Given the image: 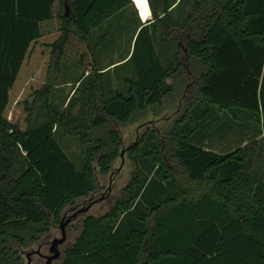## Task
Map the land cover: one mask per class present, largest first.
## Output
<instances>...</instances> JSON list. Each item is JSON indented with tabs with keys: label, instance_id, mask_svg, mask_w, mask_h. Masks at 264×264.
I'll list each match as a JSON object with an SVG mask.
<instances>
[{
	"label": "trees",
	"instance_id": "16d2710c",
	"mask_svg": "<svg viewBox=\"0 0 264 264\" xmlns=\"http://www.w3.org/2000/svg\"><path fill=\"white\" fill-rule=\"evenodd\" d=\"M182 1L147 0L152 21L125 62L136 61L137 80L119 90L91 85L82 104L91 108L80 110L92 118L72 126L67 111L83 73L59 110L48 89L60 62L99 77L91 34L131 0H0V264H23L25 252L96 192L120 155L115 125L158 115L182 84V115L163 130L144 124L126 150L134 153L130 182L104 215L84 217L60 264H264V188L256 195L251 173L264 135V0H192L178 18ZM52 29L60 36L49 45L47 93L20 131L4 118L9 92L31 44ZM158 40L164 52L155 51ZM62 136L78 137L80 168L60 147ZM150 175L164 195L142 209Z\"/></svg>",
	"mask_w": 264,
	"mask_h": 264
},
{
	"label": "rangeland",
	"instance_id": "374dc122",
	"mask_svg": "<svg viewBox=\"0 0 264 264\" xmlns=\"http://www.w3.org/2000/svg\"><path fill=\"white\" fill-rule=\"evenodd\" d=\"M192 0H183L182 4L179 8L174 12L175 16L178 18L180 16H184L186 11L188 10ZM143 5V3H142ZM127 18L133 19L134 15L131 14V10L128 12H124ZM124 13L119 14L117 17H124ZM128 13V14H127ZM181 14V15H180ZM126 31V35L122 38L119 37V41H122L121 49L119 53L126 54L128 47L127 42L129 37L132 34V30L135 28L131 22H128L126 27H123ZM55 33L53 29L48 33ZM46 34V36L48 35ZM136 37V35H135ZM123 39V40H122ZM125 40H127L125 42ZM135 40V38H134ZM133 40V43H134ZM74 47V46H73ZM133 49V45L131 47ZM131 49V52H132ZM50 51L45 49L39 43L34 44L30 49V53L26 58V61L22 65L20 72L16 78V81L9 92V104L5 110L4 118L10 122L11 124L15 125L18 130L26 131L29 126V112L34 107V103H36L37 98H43L46 93L47 89H44L45 81L47 78V74L50 71L49 64H50ZM75 64L69 58H63L60 62L59 72L56 76L55 84L48 89V103L53 104L54 106L58 107L59 110L65 106L67 100L65 98L68 95H71L73 86H64L61 87V83L68 80L69 73L67 72V66ZM136 64L135 60H130L128 63L124 64L123 66L118 67L117 71H124L126 69L134 67ZM84 69L78 68L77 75L79 76L82 74ZM51 77L53 73H50ZM73 76V75H72ZM101 88L102 84L97 80L94 76L91 78L81 80V85L77 90L74 97L71 99V102L68 107L67 115L69 124L72 126H81L84 123L92 118V115L86 116L84 112L80 110L83 108L85 111L91 107L87 105H82L87 103L86 102V95H84V91L88 90L91 86ZM171 83V81H169ZM91 86V87H92ZM50 90V91H49ZM119 90V89H117ZM183 84L180 86L179 90L172 92L171 95L164 99V107L158 115L153 116L151 112L147 114L142 120L137 121L131 125L127 126H119L115 125V130L118 131L122 140V146L120 149L119 157L114 161L111 169V173L106 177H98L97 179V189L96 192L87 200H78L74 207L66 212L64 216H68L75 211L86 207L91 201H97L85 214L79 215L76 219L71 221L68 225L65 226V235L66 240L65 242L59 246V251L62 253L66 250L75 240L76 236L79 234L81 229V222L86 216H102L104 215L109 208L114 203V200L121 194L122 190L131 180V173L133 171V156L134 153L128 154L126 152L127 148L133 146L138 142L141 135L143 134L146 123H150L155 128L163 130L164 127L169 126L175 120H177L183 111ZM38 99V100H39ZM70 100V99H69ZM67 101V104L69 102ZM212 109V108H211ZM35 111V110H33ZM32 118H30L31 121ZM58 132V131H57ZM60 136V135H59ZM59 145L67 154V156L73 161L74 165L77 168H80V162L83 157V150L80 146L78 137L75 136H62L59 138ZM257 148L254 151L255 153V163H258L260 159H262V151L264 149V139L258 140ZM159 180L150 175L148 177L147 184L148 187L144 192L143 199L139 205L140 208L144 209L149 207L151 203L154 202L155 199L160 198L164 195V192L160 190ZM264 188V177H260L256 180V195L260 194ZM129 220H124L117 232L119 238H123L125 233L127 232ZM54 238H60V230L57 226L51 233L50 237L44 241L42 246H39L40 253L43 256L48 255V249L50 247V243ZM38 249V246L33 247L31 251H35ZM25 252V253H28ZM24 253V254H25ZM24 254L22 255L23 264L26 263V259ZM34 264H44V260L41 258L34 257ZM60 258L54 261L52 264H60Z\"/></svg>",
	"mask_w": 264,
	"mask_h": 264
},
{
	"label": "crops",
	"instance_id": "0c3cea01",
	"mask_svg": "<svg viewBox=\"0 0 264 264\" xmlns=\"http://www.w3.org/2000/svg\"><path fill=\"white\" fill-rule=\"evenodd\" d=\"M131 2L133 6L129 8L128 11L131 10V14L134 15L133 19L127 18V15L125 17H117L119 14H121L119 13L117 16L108 19L102 26L97 28L91 34V51L96 59V62L99 64V69H101L97 72V74H100V76L95 78L99 80V82L102 84V87L106 89H125L127 88L125 85L128 84V81L130 79L137 80L138 77V72L135 66L124 71H117L119 69L118 67L123 66L125 62L129 59L134 37L140 27L145 26L152 21V16L147 0H131ZM131 21L135 28L132 30V34L127 42V46L129 47L126 54H121L119 53V51L122 46V41H119V37L122 38L124 36L126 31L123 27H126L127 23ZM59 36V32H53L51 34H48L47 36H43L36 42H33L31 44L30 49L32 48V46H34V44L39 43L40 45L45 47V49L50 51L49 45H52L59 38ZM163 40L167 44H170L171 38L167 39L164 37ZM126 41L127 40H125V42ZM165 42H161V40H158L157 44L155 43V51L164 52L163 48ZM30 49L27 53V56L30 53ZM26 58L24 62L26 61ZM78 68L81 67H77L75 66V64H72L69 67L67 66V72L69 73L68 80L61 83L62 88H64V86H73V81L77 77L76 75L78 73ZM82 78L84 80H87L91 78V76H88V73H84L83 71ZM169 81L171 80L168 79L166 83H169ZM74 87H76V85L73 86V88ZM260 139H264L263 134L258 138V140ZM246 144L248 143L245 142L243 146ZM262 153V159H260L258 163H255L253 159V165L251 167L252 175L258 179L260 177H264V149Z\"/></svg>",
	"mask_w": 264,
	"mask_h": 264
},
{
	"label": "water",
	"instance_id": "95a60500",
	"mask_svg": "<svg viewBox=\"0 0 264 264\" xmlns=\"http://www.w3.org/2000/svg\"><path fill=\"white\" fill-rule=\"evenodd\" d=\"M97 201H91L86 207L81 208L74 213L64 216L63 219L60 221L59 224V230H60V238H54L51 243L50 247L48 249V255L44 256V264H52L54 261L59 259L61 257V252L59 251V246H61L65 240H66V235H65V226L68 225L71 221L76 219L79 215L85 214L94 204H96ZM40 250L39 248L35 251H31L28 253H25V259H26V264H31V260L33 256H40Z\"/></svg>",
	"mask_w": 264,
	"mask_h": 264
},
{
	"label": "flooded vegetation",
	"instance_id": "af4514ba",
	"mask_svg": "<svg viewBox=\"0 0 264 264\" xmlns=\"http://www.w3.org/2000/svg\"><path fill=\"white\" fill-rule=\"evenodd\" d=\"M38 248H39V247H38ZM39 249H40V248H39ZM34 257H38V258H41V259L44 258V256H43L42 254H41L40 256H33V257H32V260H31V264H34V261H33V260H34V259H33ZM43 260H44V259H43Z\"/></svg>",
	"mask_w": 264,
	"mask_h": 264
}]
</instances>
